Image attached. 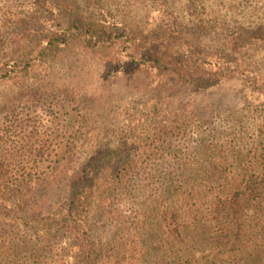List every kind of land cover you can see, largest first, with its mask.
<instances>
[{
  "label": "rangeland",
  "instance_id": "rangeland-1",
  "mask_svg": "<svg viewBox=\"0 0 264 264\" xmlns=\"http://www.w3.org/2000/svg\"><path fill=\"white\" fill-rule=\"evenodd\" d=\"M69 1L83 13L109 8L119 21L132 19L147 31L165 29L172 61L193 48L191 58L212 67L205 77L212 79L203 83L136 70L126 50L48 45L26 28L30 22L57 23L47 22L48 15L27 0H0V74L11 66L10 58H21L23 48L34 56L27 71L17 66L0 77V166L7 171L0 182L30 179L42 185L57 181L58 169L74 172L105 148L134 153L140 176L123 187L115 173H105L89 190L81 220L93 264H169L166 227L154 215L176 204L170 174L187 192L188 220H198L196 228L188 221V229L205 239L214 231L223 234L215 260L204 243L194 248L197 258L238 264L242 253L235 236L244 231L259 236L248 249L261 252L251 264H264V224L251 200L256 186L264 190V0ZM30 10L45 17L31 20ZM229 49L233 53L225 55ZM221 62L217 70L213 65ZM228 191L250 202L223 208L218 197ZM65 203L60 191L47 197L37 216L12 218L20 229L11 228L13 243L25 249L15 250L8 264H80L77 246L85 244V235L64 222ZM213 208L220 210L217 230L205 219ZM74 224L82 226L80 219ZM179 247L189 260L191 254Z\"/></svg>",
  "mask_w": 264,
  "mask_h": 264
},
{
  "label": "trees",
  "instance_id": "trees-1",
  "mask_svg": "<svg viewBox=\"0 0 264 264\" xmlns=\"http://www.w3.org/2000/svg\"><path fill=\"white\" fill-rule=\"evenodd\" d=\"M27 1L48 15V17L42 16V12H40L41 15L32 14L33 12L30 10L27 13L31 15V20L41 21V18L45 17L47 22L53 21L57 23V26H54L53 23L50 26L42 22L37 25L30 22V26L26 28V31L30 29L29 33H38V36H40L38 39H41L43 36L48 45H67L72 42H79L82 44H92L99 48H114L121 51L126 50V54L133 57V61L136 62V70L146 69L149 71V69H154L165 75H177L181 80H188L189 77L194 80L196 79L198 82L205 80L203 83H208L212 79L209 78L206 80L205 78L212 73V70H210L212 67L209 68V65L202 66L205 64L204 61H199L198 58H191L193 48L190 50L191 53L178 54L175 56L176 59L172 61L170 57L171 53L167 52L168 49L171 50L169 48L170 43L167 41V38H163L167 33L165 29L158 28L147 31L135 25L132 19H123L119 21L115 15L110 14L109 8H101L98 11L83 13L76 6L71 4L72 1L68 2V0H59L62 3L61 5L58 3L52 4L44 0ZM109 1H111V4L114 2V0ZM48 4L51 5L50 8ZM45 26L49 28L45 29ZM16 32L17 30L13 33ZM233 39L232 36L231 40ZM19 47L23 48L22 46ZM46 47L47 46H42V50ZM23 49L21 58H10L12 61L11 66H8L9 68H7L5 72L2 71L0 77L10 76L11 73H15L17 66L21 69L19 72L27 71L28 65L32 64L34 56L29 55L26 48ZM201 51H203V49H201ZM194 52L197 51L195 50ZM224 53L225 55L232 54L233 50H225ZM223 65V62H221L219 66H216V64L213 66L218 70L220 67L223 69ZM262 156L264 159V154H261L260 157ZM137 160V155L134 153L116 152L114 148H105L100 150L87 162L83 163L80 168L74 172L58 169L54 175L57 177V181L55 182H43L42 185L38 182L33 183L30 179L22 182L14 180L11 184L0 182L1 264H8L9 259L14 257L13 253L15 250L21 254L25 249L24 246L13 243L16 238L12 236L11 228H16L18 233L20 231V229L11 223L14 216L24 213L37 216L39 213L44 212V204H46L47 197L53 196L55 193H60V191H65L66 203L63 204V210L64 215H67V219L63 220L67 222V225H71L73 229L75 228L83 232L85 227L81 218L82 214L86 212V207L91 200L89 195L90 188L96 184L99 178L109 172L115 173L117 184H123V187H126V185L131 182L132 178L138 177L141 174V167L137 164ZM6 174L7 171L3 169V166H0V180H3ZM174 175L172 176V174H170L171 177H169L173 179V182L171 181L172 183L169 184L171 186L169 194L175 199L174 202L176 204H174V207L167 204L165 211L158 210L154 215V219L166 227V238L167 244L169 245L168 257L170 256L171 258L169 264H214V262L208 258V255L203 256V261H201V258H197L194 252L196 249L194 248L204 243V245L209 246L210 250L213 251L212 254L215 260L214 251H221L219 239L223 238L221 237L223 234H218L214 231L208 239H205L203 235L199 237V233L194 229H188V227H190L188 224L189 222L194 223L193 228H196L198 220H196L197 217H194L191 221L188 220L187 204L183 203V201H185L184 198L186 197L187 199L188 197L184 195L185 188H183V183H176V180H174L176 177H174ZM256 188L252 192L251 200L257 204L252 202L254 204L253 207L260 212L259 220L264 224V190ZM195 190V188H192L193 193ZM193 193V197L197 195H193ZM185 194H187V192H185ZM197 200L198 199H195V201ZM219 201H222L223 208L227 206L240 207L243 206V204L249 203L250 198H245L244 196L239 198L238 194H231V192L228 191L224 199L218 197V202ZM195 203L196 202H194L193 205H195ZM47 207L48 206H46V208ZM219 211L220 210L216 208L210 209V212L207 213L208 217L205 218L206 221L212 223V225L214 222L216 223V230L219 229L218 222L220 223L221 220ZM76 219H80L82 226L74 224ZM242 219L244 220L245 218ZM241 223L242 221H239V224ZM83 234L85 235V244L82 243L77 246L78 253L82 256L80 264H93L92 244L89 240L87 231H84ZM238 236H240L238 241L235 239V242L239 243L237 254L242 253L238 264H251L252 259L260 256L261 252L253 254L251 250L248 249L254 241L259 239V236L258 234L246 233L244 231L243 233L241 232V234L237 233L235 237L238 238ZM262 236L261 241H264V234H262ZM240 244L242 247H240ZM232 245H234V243H232ZM179 246H183L184 249L191 254L189 260H186L185 251ZM28 260L29 259L20 261L17 264H32L31 261ZM229 261L232 262V259ZM232 264L235 263L233 262Z\"/></svg>",
  "mask_w": 264,
  "mask_h": 264
}]
</instances>
